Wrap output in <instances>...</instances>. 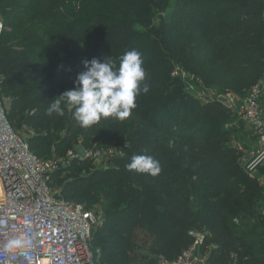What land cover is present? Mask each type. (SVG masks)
Segmentation results:
<instances>
[{
    "label": "trees",
    "instance_id": "trees-1",
    "mask_svg": "<svg viewBox=\"0 0 264 264\" xmlns=\"http://www.w3.org/2000/svg\"><path fill=\"white\" fill-rule=\"evenodd\" d=\"M156 11L158 28L151 26ZM0 13V93L10 98V123L27 128L30 150L51 158L129 142L111 169L83 175L93 161L77 159L51 183L87 208L107 199L93 235L100 264L174 262L195 243L193 232L202 235L199 252L208 264H264L262 188L239 166L233 131L223 130L237 119L220 101L181 93L172 76L176 60L224 90L255 85L264 74V0H0ZM132 50L146 76L130 118L83 129L64 103L63 116L47 115L75 90L83 61L107 60L118 69ZM134 155L158 161L160 175L127 171ZM66 170L73 175L63 181Z\"/></svg>",
    "mask_w": 264,
    "mask_h": 264
},
{
    "label": "built area",
    "instance_id": "built-area-1",
    "mask_svg": "<svg viewBox=\"0 0 264 264\" xmlns=\"http://www.w3.org/2000/svg\"><path fill=\"white\" fill-rule=\"evenodd\" d=\"M5 30L0 13V35ZM212 100L220 101L253 129L262 149L258 157L264 154V74L237 105L224 102L218 95L204 103ZM8 108L0 93V264H100L102 252L93 246V235L101 217L84 204L69 202L51 183L57 171L75 160L100 161L111 149L101 152L79 146L65 158H40L10 123ZM115 152L122 154L121 149ZM258 165L263 170L264 201V159ZM192 234L197 237L195 243L172 264H208L199 252L202 235ZM14 240L31 243L10 247Z\"/></svg>",
    "mask_w": 264,
    "mask_h": 264
},
{
    "label": "clouds",
    "instance_id": "clouds-1",
    "mask_svg": "<svg viewBox=\"0 0 264 264\" xmlns=\"http://www.w3.org/2000/svg\"><path fill=\"white\" fill-rule=\"evenodd\" d=\"M142 65L141 54L135 50L120 58L118 69L107 60L103 63L95 58L83 61L86 71L78 75L75 90L65 91L59 96L47 110V115L57 113L63 116L61 104L64 103L68 109L74 110L73 119L83 129L91 128L99 124L101 119L110 117L120 122L127 120L136 108V97L145 80L146 73ZM149 90L148 85L142 89L145 94ZM261 159H264V154L258 157V161ZM125 167L129 172L147 174L153 178L162 171L159 162L147 155L132 156L131 162ZM30 243L27 240H14L10 247H24Z\"/></svg>",
    "mask_w": 264,
    "mask_h": 264
},
{
    "label": "rangeland",
    "instance_id": "rangeland-1",
    "mask_svg": "<svg viewBox=\"0 0 264 264\" xmlns=\"http://www.w3.org/2000/svg\"><path fill=\"white\" fill-rule=\"evenodd\" d=\"M161 11H156L153 15L152 13V19H151V26L155 25L156 28L159 27V25L162 23L161 21ZM35 13L31 14V17L26 18L27 16H24L20 19V29H25L26 25L32 24L34 20ZM39 20L38 17H35V22ZM173 73L172 76L176 79V82L178 83L177 86L182 91L181 93H187L190 97H198L201 101H205L209 99L210 97L214 95L221 96V99L224 102H230L233 101L236 105L237 103H240L247 93L253 88V86L243 89L242 91H239L235 88H227L222 89L218 86L212 84L210 81L206 80L202 74H197L193 70L188 69L187 67H184L180 62L173 61ZM206 65L203 66L204 69L207 70V67L209 65V61H205ZM208 64V65H207ZM2 97L7 102V105L10 104V98L2 95ZM227 108V107H226ZM235 115V114H234ZM183 114L181 121H183ZM236 121L232 124H226L223 125V130H232L233 136L231 137V140L229 141V144L232 145L235 149H238L239 151V158H238V164L239 166L244 170V172L247 174V176L256 181L259 187H261V177H262V167L260 165L256 166V163L258 161L259 152L262 150L261 145L257 141V139L253 136V129L245 123L243 120L239 118V116L235 115ZM17 132L24 137L26 140L29 138V133L26 127L21 128L20 130H17ZM63 132H61L62 135ZM161 137V142L164 140L163 138L167 139V145L170 147H173V145L178 144L175 139L171 137ZM166 141V140H165ZM158 143V145L161 144ZM125 144L116 147L111 148V152L107 155H103V158L100 161H97L95 159L93 161V168L90 172L83 170L81 173L83 175H86L88 173H93L94 171L101 170L105 171L108 169H111L113 166H115L116 162L114 161L115 158L121 156L122 154L116 153L115 149H122L125 145H129V142H124ZM179 146V144H178ZM70 150L64 152L62 154V158H65ZM128 156V153L126 154ZM255 162V163H254ZM73 165V163H72ZM70 165V166H72ZM69 166V167H70ZM256 166V167H255ZM66 169V168H62ZM70 171H65L62 174V180L65 181L66 179L70 178L72 176L70 174ZM119 176H122V174H118ZM56 189H59L60 186L56 185ZM107 199L100 198L98 202L91 207L94 212L98 213L99 216L103 217L104 211H103V204L106 203ZM163 264H172V262H162Z\"/></svg>",
    "mask_w": 264,
    "mask_h": 264
}]
</instances>
